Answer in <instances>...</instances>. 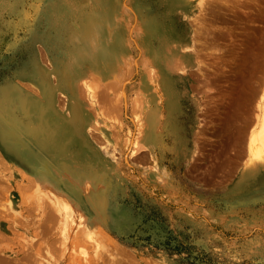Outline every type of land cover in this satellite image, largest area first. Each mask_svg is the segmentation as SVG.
I'll return each instance as SVG.
<instances>
[{
    "label": "rangeland",
    "instance_id": "374dc122",
    "mask_svg": "<svg viewBox=\"0 0 264 264\" xmlns=\"http://www.w3.org/2000/svg\"><path fill=\"white\" fill-rule=\"evenodd\" d=\"M215 1L0 0V264H264V151L251 166L247 148L264 106V0ZM90 69L122 85L115 141L94 125L118 123L85 116L74 92ZM146 73L159 96L137 123ZM30 157L81 190L56 209Z\"/></svg>",
    "mask_w": 264,
    "mask_h": 264
},
{
    "label": "bare ground",
    "instance_id": "6f19581e",
    "mask_svg": "<svg viewBox=\"0 0 264 264\" xmlns=\"http://www.w3.org/2000/svg\"><path fill=\"white\" fill-rule=\"evenodd\" d=\"M215 2H217V0ZM203 13L205 12L203 11ZM197 35H201V34H197ZM120 37L121 36H119V38ZM119 38H117V40ZM110 46H112V44ZM119 46L120 49L124 50V55H119V59H120L119 67L122 69L124 68L125 76H126L124 78L132 77L131 76L132 54L128 47V43L126 40H122L120 41ZM122 50H119L118 52ZM116 72L117 71L111 70L110 73L103 78L98 73H96V71L90 69L87 71V73L82 78V80L74 85V92L82 104V108L84 110L85 116H88L96 120L95 115L99 114L105 120L115 121L118 123V127L116 128H113V126L111 128H108L107 127L108 125L105 122H102L103 123L102 125L96 122V124L94 125L96 129L101 130L103 134L110 141L111 140L115 141L117 139L118 129L122 127L124 112L127 109V101L122 91V85L118 80V75ZM150 77L151 76H149L148 73H146L145 75L143 74L141 77H139V81L137 82L138 96L136 95V97L132 99L130 102V109L128 113L137 123L139 122V118L141 117L142 98L145 97L150 102H157V98L159 96V94H157V88L160 87V83H156L155 81L152 82ZM261 98L262 97L260 96L258 104H256V109H257L256 111L259 112L258 114H256V118L258 115L259 116L258 124L260 129L258 128L259 130L256 133H250L247 139L248 142L247 148L250 155L249 163L251 166L254 164L253 157H254L255 149L257 147H260L261 150L264 151V106L260 105L262 101ZM136 129L139 136L136 134L138 136V138L136 139L137 141L134 140L135 138L134 139L132 138L133 141L132 140L131 141L133 143L131 142L130 144L132 148H135L137 146L138 147L137 150L139 152L142 151L140 150L141 149L140 147L143 146L144 140L148 135V126L145 122L142 123L140 122L139 125L137 124ZM66 139H67V135L64 136L63 140L61 141V145H64L63 143L67 141ZM124 140L123 141L129 145V142H127L128 139L124 138ZM61 145L59 149H61L62 147ZM29 159L35 161V166L37 167L38 171L44 169L48 174V176L42 174H37V175L38 177H40V180L42 181L44 187L46 188V192H45L46 195L48 194L50 199H52L56 203L57 206L55 205V208L56 209L59 208L58 204L67 203V200L65 198L66 197L65 193L67 190L72 191L73 188L77 189V185H78L77 181L73 180V178L70 175H68L64 170H62V168H57L53 164H49L48 162L39 163L36 160H34L33 157H30ZM41 164H43L44 168H42ZM80 190H81V186L80 189H77V191Z\"/></svg>",
    "mask_w": 264,
    "mask_h": 264
},
{
    "label": "trees",
    "instance_id": "16d2710c",
    "mask_svg": "<svg viewBox=\"0 0 264 264\" xmlns=\"http://www.w3.org/2000/svg\"><path fill=\"white\" fill-rule=\"evenodd\" d=\"M166 246H167L166 248L168 250H170L172 252H175L176 254H179L181 252V248L177 244H175V245H168V244H166ZM187 259H188V256H186V259H184V260L187 261ZM189 264H193V262H189Z\"/></svg>",
    "mask_w": 264,
    "mask_h": 264
}]
</instances>
